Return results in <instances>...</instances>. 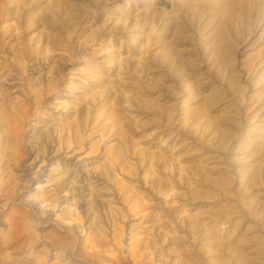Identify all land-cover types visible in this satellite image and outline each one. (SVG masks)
<instances>
[{
	"label": "rangeland",
	"instance_id": "374dc122",
	"mask_svg": "<svg viewBox=\"0 0 264 264\" xmlns=\"http://www.w3.org/2000/svg\"><path fill=\"white\" fill-rule=\"evenodd\" d=\"M219 8L0 0V264H264L261 31L223 61Z\"/></svg>",
	"mask_w": 264,
	"mask_h": 264
},
{
	"label": "bare ground",
	"instance_id": "6f19581e",
	"mask_svg": "<svg viewBox=\"0 0 264 264\" xmlns=\"http://www.w3.org/2000/svg\"><path fill=\"white\" fill-rule=\"evenodd\" d=\"M217 2L220 4V8L218 10H220L223 13L221 24L218 26V42H217L219 52L222 56V60L224 61L225 59L229 58V54H228L229 51L235 52L237 50V44L235 43V41H245L247 39V37L250 36L251 33L256 31V30L261 31L259 36L257 37V40H256L257 51L259 54L262 55V57H264V0H217ZM160 17H161V15H160ZM24 47L19 48V50L21 51V49H24ZM17 51H18V49H17ZM24 51L26 52L25 49H24ZM26 54H27V52H26ZM42 57H44V56H42ZM21 60H23V59H21ZM37 61H39V60H37ZM38 67L39 66L37 65V68ZM24 72H25V70H24ZM34 72H36V71L34 70ZM57 88H59V86H57ZM5 104H6V102H5ZM5 104H4V107H5ZM4 111H6L5 108H4ZM7 113H9V112H7ZM83 113H84V111H83ZM81 114H82V112H81ZM79 115H80V113H79ZM82 120H84V119H82ZM81 129L80 130H79V128L75 129L76 138L80 137ZM14 132L16 133L15 136L20 137L19 132L17 130L16 131L14 130ZM6 136H8V135H6ZM2 150H3V153H5V149H2ZM44 175H45V171L39 173L36 176V179L42 180Z\"/></svg>",
	"mask_w": 264,
	"mask_h": 264
}]
</instances>
